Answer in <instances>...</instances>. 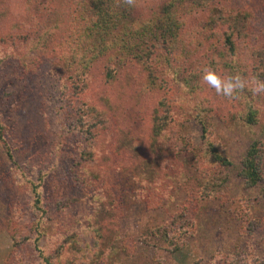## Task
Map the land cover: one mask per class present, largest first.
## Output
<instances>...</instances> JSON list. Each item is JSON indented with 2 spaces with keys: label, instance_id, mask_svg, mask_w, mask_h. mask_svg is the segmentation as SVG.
<instances>
[{
  "label": "trees",
  "instance_id": "trees-1",
  "mask_svg": "<svg viewBox=\"0 0 264 264\" xmlns=\"http://www.w3.org/2000/svg\"><path fill=\"white\" fill-rule=\"evenodd\" d=\"M3 1L0 26L4 25L5 28L0 29V44L20 45L17 64L22 72L34 73L40 69L37 66L44 60L46 46L58 34L64 51L61 62L58 61L59 65L54 66L53 71L69 81L72 92L78 94L81 87L89 84L91 72L101 59L104 60L99 66L103 83L116 81L122 87L126 86L138 105L143 98L154 99L146 143L142 146L138 143L140 139L118 128L115 132V149L132 160L131 167L137 170L136 178L143 174V178L156 181L151 183L154 185L152 190L145 188V194L139 196L146 204L156 205L169 196V183L165 179L172 174L162 172L165 166L162 155L154 151L155 145L161 148L164 144L172 145L174 153L185 162L190 161V166L197 172V175H193V183L187 181L183 184L187 196L173 218L162 229L161 226L156 228L157 231L161 229L171 245L169 252L176 251L184 243L191 227V221H187L185 227L182 225L185 210L187 212L192 203L196 204L195 201L201 197L200 178L204 177L209 167L218 169L230 164L212 135L213 94L208 95L206 89H211L213 93L216 91L201 80V68L207 64L221 76L240 73L246 81H264V25L258 29L260 27L255 24L252 7H246L245 3L242 6L236 4L241 0H136L135 7L123 5L122 0H9V4L17 3L16 12L10 18H5L7 0ZM18 7L21 8L18 10ZM202 13L203 16L200 15ZM3 16L9 21L5 22ZM190 18H196V21L189 24ZM131 66L139 68L134 73L128 70ZM64 73L67 76L64 77ZM121 89L124 88H120V94ZM115 92L118 96L119 89ZM219 96L231 102L235 108L231 117L251 125L260 124L264 133V93L253 94L246 87L236 98ZM80 101V106L71 113L74 118L72 126H63L50 141L49 149L35 153L25 161L22 166L25 170L17 168L19 174H28L22 180L15 179L17 185L24 187L26 201L18 202L12 195L5 197L7 233L14 247L19 246L23 239L29 240L38 264H52L55 253H59L66 243L76 245V238L85 241L81 252L85 259L77 257V264H87L95 253L92 250L97 242L95 236H92L90 244L88 234H64L65 229L60 224L67 207L65 201L53 203V212L59 217L54 228L44 225L43 221L44 217L52 219L53 214L49 218L43 206L41 189L46 177L56 168V157L64 143L63 133L77 134L68 146L77 150L72 164L67 167L72 180L83 197L95 208L99 206V192L95 187L98 172L96 169L90 172L89 166L93 164L95 155L93 139L97 136L96 131L110 123V113L106 107L101 108L86 98ZM189 121L199 127V144H193L187 136L180 134L179 125ZM114 122L112 119L110 124L115 125ZM11 134L10 126L0 122V146L9 161L15 164L12 153L22 144V138L13 137L8 141ZM263 157L264 135L252 139L239 160L237 175L246 187L264 183ZM159 174L164 175L165 179L158 180ZM155 199L157 202L152 201ZM23 205L28 206L30 211L26 235L22 234L20 225L24 221ZM236 218L248 221L245 212L238 213ZM245 225L248 227L247 223ZM253 226L254 230L250 233L256 235L258 241L263 240L264 227L258 223ZM47 229L60 238L54 255L45 253L38 246L41 236L51 234ZM91 231L97 232L94 227ZM10 253L15 262L14 249ZM249 256L245 255L240 263L230 257L218 256L217 259L225 264H264L257 262L255 256Z\"/></svg>",
  "mask_w": 264,
  "mask_h": 264
},
{
  "label": "rangeland",
  "instance_id": "rangeland-1",
  "mask_svg": "<svg viewBox=\"0 0 264 264\" xmlns=\"http://www.w3.org/2000/svg\"><path fill=\"white\" fill-rule=\"evenodd\" d=\"M8 1L5 3V18H10L17 7V3L9 4ZM241 1H236V4L242 6L245 3L246 7H252L251 11L256 16L255 24L260 27L258 29L263 28L264 0ZM3 2L0 0V13L3 12ZM19 8L21 7H18V10ZM200 15L203 16L204 13ZM195 21L196 18H190L189 24ZM1 28L4 29L5 26L2 25ZM59 36L55 35L56 38L48 43L44 60L37 66L40 69L34 73H24L18 67L20 45L0 44V122L9 125L12 130L8 141L13 137L22 138V144L12 153L15 164L9 161L0 146V264H38L29 240L23 239L19 246L14 247L7 233L5 197L12 195L18 202L26 201L25 189L17 185L15 179L22 180L28 174L24 177L18 173L17 168L20 171L25 170L22 167L25 161L31 159L35 153L49 149L50 141L63 126H72L74 118L71 113L80 106V100L84 98L101 108L106 107L110 113L108 121L111 123L112 119L115 120V125L108 122L105 128L97 129V136L93 139L95 155L89 171L96 169L98 172L99 179L95 187L99 192V206L95 208L94 204L83 197L72 180L71 171L67 167L72 164L77 150L68 146L77 134L63 133L64 143L56 157V168L46 177L41 189L43 206L49 218L53 214L50 220L44 217V225L51 228L57 225L59 217L53 212V203L65 201V217H61L60 224L65 229L64 234H88L90 244L92 236H95L97 241L92 247L95 253L90 256L87 264H225L218 261V256L228 259L230 257L234 262L240 263V259L245 255H250L249 258L255 256L257 262H264V239L258 241L256 235L250 233L254 230V223L264 227V183L246 187L237 175L239 160L248 143L254 138L263 137L262 126L247 124L231 117L235 109L231 102L213 93L211 89H206L208 95L213 94L212 135L230 164L218 169L209 167L204 172V177L200 178L201 197L195 201L196 204L192 203L187 212L185 210L183 217L184 227L187 221H191V227L187 226L188 235L176 251L169 252L171 245L160 230L169 223L186 198L183 184L187 181L193 183V175H197V172L190 166V161L185 162L174 153L172 145L164 144L162 148L155 145L154 151L162 155V163L165 166L162 172L172 174L167 179L159 174L158 179H165L169 183V196L158 201L156 205L142 202L139 196L145 194V188L152 190L154 185L151 183L156 181L143 178V174L135 177L137 170L131 167L132 160L122 151L115 149V132L119 128L122 132L131 134L133 138L140 139L141 142L134 140L143 146L148 140L154 99L143 98L138 105L126 86L122 87L116 81L103 83L99 66L104 60L101 59L91 72L89 84L81 87V91L75 94L69 87V81L63 80L53 71L54 66L59 65L63 57L64 48L60 46ZM110 66L115 71L114 66ZM138 68L131 66L128 70L135 73ZM65 73L64 77L67 76ZM119 87L124 88L121 89L122 94ZM117 89L118 96L115 95ZM262 115L264 116V112ZM179 129L181 135L187 136L193 144H199V127L195 122H183ZM32 160L35 161L34 158ZM29 168L33 169L31 166ZM152 201L157 202L156 199ZM27 207L23 205L21 209L24 221L20 222V225L23 235L28 233L30 223V211ZM243 212L247 214L248 221H239L236 218L238 213ZM159 226L161 229L157 231ZM92 227L97 232H92ZM48 231L51 234L41 236L38 246L45 253L54 255L60 238ZM76 239V245L66 243L59 253H55L52 264H77V257L85 259V255L81 254L85 241ZM13 249L17 259L15 262L10 253Z\"/></svg>",
  "mask_w": 264,
  "mask_h": 264
},
{
  "label": "clouds",
  "instance_id": "clouds-1",
  "mask_svg": "<svg viewBox=\"0 0 264 264\" xmlns=\"http://www.w3.org/2000/svg\"><path fill=\"white\" fill-rule=\"evenodd\" d=\"M123 5L127 7H135L136 0H122ZM201 80L208 86L215 89L218 95L227 98H236L244 91L246 87L253 94L264 93V81L254 80L246 81L240 73L219 75L210 65H204L201 68Z\"/></svg>",
  "mask_w": 264,
  "mask_h": 264
}]
</instances>
